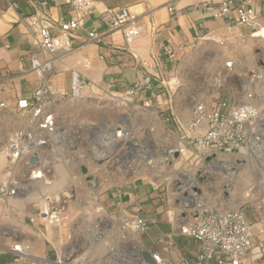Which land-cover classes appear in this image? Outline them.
I'll return each instance as SVG.
<instances>
[{"label": "crops", "instance_id": "0c3cea01", "mask_svg": "<svg viewBox=\"0 0 264 264\" xmlns=\"http://www.w3.org/2000/svg\"><path fill=\"white\" fill-rule=\"evenodd\" d=\"M91 1L92 8L79 15L67 0H0V104H3L0 106V189L15 180H22L28 172L25 167L20 169L21 163H15L12 159L11 144L21 138L26 141L30 139L37 163L45 173L44 179L33 181V192L36 193L33 195H60L50 204L40 198L21 194L0 196V262L146 264L140 257L144 250L151 256L157 255L167 264H200V244L180 231L182 225L190 222V212L186 208L188 197L175 193L167 184L161 185L157 177L148 179L129 175L122 180H113L109 185L104 181L95 193L76 192V199L69 202L66 195L73 193V190H67L68 185L73 183V167L67 163L51 162L50 153L61 149L62 143H57L60 140L65 141L63 148L76 141L72 131H69L72 125L76 134L79 127L86 126L84 124L91 125L93 135L99 137L102 134L99 128L108 123L98 120V114L103 110L95 107L92 101L110 99L109 96L114 99L125 93L133 83L143 82L148 75L154 76L153 90L144 89L129 100L138 105L153 100L159 87L156 77L162 76L171 65L168 54L177 60L184 52L200 44L204 45V51H209L208 54H214L213 50L225 45L228 48L222 51L224 54L220 52L217 56L222 54L224 58L226 53L232 59L234 53L245 55L253 45H262L259 48L263 50L264 59V44L251 38L263 26V20L258 17L254 28L239 25L234 11L236 2L233 0L228 3L227 13L219 17H214V13L218 12L223 0ZM170 7L173 8L171 15L168 11ZM120 8L136 14L145 29V33L129 45L125 44L120 31L108 30L107 20L102 14L105 9ZM31 18L42 19L40 23L48 25L54 34L58 33L59 21L76 20L79 25L71 34L72 51L55 57L53 71L43 78L30 66V58L34 55L41 59L49 58L40 53L37 35L28 27ZM90 32H97L99 39H89ZM259 35H264V30ZM149 64H155L154 68L148 69ZM73 71L84 83L79 98H73L70 93ZM258 72V81L252 92L242 83L241 101L250 102L264 116V72ZM246 92L251 94L250 99L246 98ZM156 98L162 103L160 96ZM217 100V97L214 101L211 99L210 105ZM223 100L229 104L235 103V99L232 103ZM20 102H25L27 107L19 108ZM41 104L44 105V112L31 124L33 109ZM113 109L108 108L110 112H114ZM144 110L149 113L148 109ZM45 113L53 117V135L38 127ZM152 115L155 114L151 113V118ZM188 118L175 116L173 123L176 129L184 127ZM114 126L108 124L106 130L110 131ZM84 133L82 130L81 134L87 137V141L89 133ZM77 151L69 153L76 158ZM19 169L22 175H17ZM87 195H97L93 198V205L88 204ZM261 208H264V199L258 200L255 206L244 208L256 248L239 264H264V249H258L264 242V227L258 218ZM135 216L147 220L146 232L135 237L124 236L120 232L121 220ZM103 218L112 220L108 233H103V240L99 244L87 247L83 232ZM15 243L29 247L27 259L15 261V254L10 250ZM112 248L125 251L122 260L110 256ZM80 251L83 254L78 256Z\"/></svg>", "mask_w": 264, "mask_h": 264}, {"label": "built area", "instance_id": "2783aa9c", "mask_svg": "<svg viewBox=\"0 0 264 264\" xmlns=\"http://www.w3.org/2000/svg\"><path fill=\"white\" fill-rule=\"evenodd\" d=\"M229 1H222L218 12L214 13V17L227 13ZM233 1L236 2L234 11L239 25L254 28L257 26L258 17H261L263 26L258 28V31L264 29V0ZM67 3L79 15L87 13L92 8L91 0H67ZM168 11L171 15L173 8L170 7ZM102 14L103 18L107 20L108 30L120 31L127 45L145 33L138 16L126 8L105 9ZM40 20L42 19L31 18L28 27L37 35L40 53L49 56V58L41 59L34 55L30 58V66L32 71L43 78L53 71L52 63L55 57L60 54L67 55L72 51L71 34L79 25L76 20L59 21L58 33L54 34L50 27L41 24ZM88 38L97 41L99 35L97 32H90ZM168 59L172 61L173 56L168 54ZM154 66L155 64H149L148 69H152ZM153 80L154 76H146L143 82H135L129 86L125 95L135 96L144 89L152 91ZM83 88V81L77 72L73 71L70 81L71 96L79 98ZM245 96L247 99L251 98V94H247V92ZM18 106L25 109L27 104L20 102ZM43 106L41 104L33 109L31 124L39 119L44 112ZM173 121L174 119L170 116L164 118L165 123ZM203 125L205 126L204 131L199 134ZM38 127L50 135L55 134L52 115L50 113L44 115L40 119ZM113 131L122 133L129 140L127 129L115 128L104 137L107 141H114ZM177 132L180 148L173 150L179 151L182 155L188 151L184 155L186 167L195 162L194 173L183 172L179 175L180 180L171 181V188L175 193L186 195L188 200H191L186 205L190 212V222L182 225L180 231L200 244L201 252L198 255L200 264H239L256 248L250 225L244 216V209L240 207L230 210L215 208L195 196L197 194L193 190L198 189L202 193L201 195H220L223 193L221 188L223 183L227 182L232 185L234 182L232 181L233 174H238L243 158L256 156L264 163V116L250 102L235 101V103L229 104L223 99H218L212 105L197 102L184 127L179 126ZM29 142L30 139L26 141L18 138L11 144L13 162L23 164L28 172L22 180H15L0 189V195L25 194L30 189L33 190L34 180L44 179L43 169H40L37 162H30L31 155L35 153ZM112 147L115 149L114 146ZM191 157L193 160L187 162ZM197 171L203 178L201 182L194 178ZM174 182L177 184L176 187ZM217 183L221 184L216 186ZM258 218L259 223L264 227V208H261ZM147 228L148 222L141 216H135L133 219L123 218L120 223V231L127 233L128 236L141 235L146 232ZM99 231V228H94L93 235H99ZM258 249L263 251L264 242L258 246ZM10 250L15 254V261L28 258L29 247L26 244L15 243L10 247ZM109 254L118 261L125 256L124 252L117 248H112ZM152 259L154 264H167L157 255H152Z\"/></svg>", "mask_w": 264, "mask_h": 264}, {"label": "rangeland", "instance_id": "374dc122", "mask_svg": "<svg viewBox=\"0 0 264 264\" xmlns=\"http://www.w3.org/2000/svg\"><path fill=\"white\" fill-rule=\"evenodd\" d=\"M260 32L255 33L251 38L257 43L264 44V35H259ZM259 46L253 45L245 55H235L234 53L232 59L226 53L224 58L222 54L220 57L217 56L220 52L224 54L222 51L228 48L225 45L213 50L215 52L214 54H208L209 51H204L203 44L187 50L177 60L173 59L174 61L172 60L170 62L171 65H169L168 71L163 73L162 76L159 75V77H156L159 86L156 96H160L162 103L155 96L153 100L150 99L151 101H146L145 103L140 102L138 105V103L129 100L134 96H127L125 93L113 97L114 99H111L112 97L109 96L110 99L102 98L92 101L95 107L103 110V113L98 114V120L101 119V123L114 124L115 128L127 129L129 140L122 133L113 131L112 137L114 141L108 140V142L104 138L111 131L106 130L108 129L106 127L108 124H105L103 128H99L102 134L98 129L100 133L99 137L92 134L93 129L89 124H84L86 125L84 128H77V134L74 131V125H72L73 128H70L69 131H72L71 134H73V138L76 141L72 142V145L68 144L63 148L65 141L61 140L59 141L60 144L62 143L59 147L61 149L54 150L50 153L51 162L55 161L60 164L67 163L73 167L75 174L71 180L73 183L71 184L72 186L68 185L69 187L67 188V190H73V193L68 192L70 195H66L69 198L68 201L73 202L76 199L78 196L75 195L76 192L89 191L95 193L104 181H107L106 184L109 185L113 183V180H122L123 178L130 177L129 175L148 179L157 177L156 179L160 180L161 185L167 184L171 187V181L174 179L180 180L179 175L183 172L187 174L194 173L193 165L195 162L189 164L188 167L185 165L186 157L184 155L188 151H185L183 155L177 151V158L172 156L171 151L174 152L175 150L173 149L178 150L180 148V141L175 124L173 122L165 123L164 118L170 116L174 119L177 115L190 117L192 108L197 102L210 105V100L213 99L214 101L216 97L217 99H226L230 103H232L233 99L236 102H240L243 98L242 83L246 85V89L248 88L249 92H252L255 83L258 81L256 76L259 75L258 71L261 70L259 62L264 63L262 57L263 50ZM129 101L132 104L130 102L129 105ZM165 101H167L166 104ZM109 107L114 108V112H110L108 110ZM144 109H148L150 115ZM151 113L155 114L152 115V118ZM155 117L158 120H155ZM156 121L159 122L155 123ZM149 122H152V124L149 125ZM82 130L86 132L84 133L85 135L89 133L88 136L90 137L87 141H85L87 137L81 134ZM70 146H74V148L68 151ZM74 150H78L76 152V158H73L69 153ZM101 151H106L109 156L107 159L102 160L101 164H98L97 155ZM163 151H168V154H164ZM192 152L195 154L194 151ZM101 157L103 155L99 156V158ZM192 160L193 157L187 162ZM148 162L150 163L148 164ZM263 164L259 157H245L242 159L241 166L239 167V174H233L234 179L232 181L234 182L232 185L229 184L230 189H227L228 195H224V193L220 195H201L202 193L200 192L197 197L205 204L222 210H230L238 207L244 209L250 208L252 205L255 206L258 200L264 199ZM81 166L87 169L88 176L97 179V187H92L85 180L86 176L80 171ZM19 167L21 169L25 166L20 164ZM20 169L17 170V175L21 173ZM225 183L221 185L222 190ZM32 184L35 185V182ZM219 184L221 183H217L216 186ZM174 186H177L175 182ZM25 187L27 188V186ZM34 193L30 189L29 192L27 191V193H23L22 195L29 198H40L49 204L60 196L49 194L33 195ZM87 196L88 204L93 205V198L97 195ZM182 196L186 197V195ZM111 225L112 220L103 218L102 220H98L97 224L92 227L100 229L99 235H93L91 233L92 228L83 232L87 241L86 246L90 248L91 246L99 244L100 240H103V233H108ZM120 232L124 236L132 237L128 236L125 232ZM83 241L84 238L82 237L81 242ZM124 247L125 245H123L122 249ZM123 252L125 254V251ZM81 253L83 254V251L78 252V256Z\"/></svg>", "mask_w": 264, "mask_h": 264}, {"label": "water", "instance_id": "95a60500", "mask_svg": "<svg viewBox=\"0 0 264 264\" xmlns=\"http://www.w3.org/2000/svg\"><path fill=\"white\" fill-rule=\"evenodd\" d=\"M259 66L261 67L262 72H264V63L259 62ZM73 148H74V146H70V147H69V150H72ZM163 153L167 155V154H168V151H163ZM171 154H172V156H173L174 158H177V157H178V152H177V151H174V152H172ZM242 154H243V153H242ZM100 155H103V157L99 158ZM108 156H109V154H108L106 151H103V152L101 151V152L97 155V157H98V159H97V163H98V164H101L102 160L107 159ZM37 161H38L37 156H36L35 154H32L31 157H30V162H31V163H36ZM240 163H242V161H241ZM80 171H81V173H82L84 176H86L85 180H86L88 183H90L92 187H97V185H98V181H97V179L94 178V177L88 176V171H87V169H86L84 166H81V167H80ZM194 178H195V180L198 181V182H201V181L203 180V178L200 177L199 172H197V173L195 174V177H194ZM228 188L230 189V185H229L228 183H225V185L223 186V193H224V195H228V192H227V189H228ZM193 191H194V193L197 194V195L200 193V191H199L198 189H194ZM197 195H195V196H197ZM184 217H185V216H184ZM140 254H141V258H142V260H143L146 264H154V261H153L152 256H151L150 253H148V252L142 250Z\"/></svg>", "mask_w": 264, "mask_h": 264}, {"label": "bare ground", "instance_id": "6f19581e", "mask_svg": "<svg viewBox=\"0 0 264 264\" xmlns=\"http://www.w3.org/2000/svg\"><path fill=\"white\" fill-rule=\"evenodd\" d=\"M261 30H264V29H261ZM261 30H260V31H261ZM260 31H258V32H260ZM258 32H256V33H258ZM118 134H119V133H118ZM120 134H121V133H120ZM144 152H145V151H144ZM200 177H201V176H200ZM188 201L190 202L191 200L189 199Z\"/></svg>", "mask_w": 264, "mask_h": 264}, {"label": "trees", "instance_id": "16d2710c", "mask_svg": "<svg viewBox=\"0 0 264 264\" xmlns=\"http://www.w3.org/2000/svg\"><path fill=\"white\" fill-rule=\"evenodd\" d=\"M0 261H1V260H0ZM0 264H4V263H3V262H2V263L0 262Z\"/></svg>", "mask_w": 264, "mask_h": 264}]
</instances>
